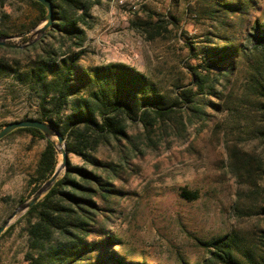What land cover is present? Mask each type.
I'll list each match as a JSON object with an SVG mask.
<instances>
[{
  "label": "trees",
  "instance_id": "1",
  "mask_svg": "<svg viewBox=\"0 0 264 264\" xmlns=\"http://www.w3.org/2000/svg\"><path fill=\"white\" fill-rule=\"evenodd\" d=\"M25 1L37 9L38 16L30 26L19 30L21 33L47 14L42 3ZM51 1L54 21L43 37L22 48L0 45V49L14 56L12 61L0 58V76L13 75L17 83L28 87L38 114L36 119L60 131L69 154L67 168L22 216L27 234L24 260L27 264H147L129 260L115 249H122L110 228L117 211L111 206L113 199L122 193L115 183L131 159L145 154L143 145L155 149L166 140L169 127L172 134L184 135L189 124L205 120V104L227 111L236 125L246 117L240 106L244 99L264 115V0H196L200 13L212 20L215 30L208 34L215 38L208 37L209 44L203 47L189 44L190 57L197 62L187 63L190 80L179 85L180 90L172 98L146 74L127 64L84 67L80 63L86 28L91 25L90 10L102 0ZM2 5L6 10L0 16V36H8L10 30L2 20L9 18L11 10ZM131 23L149 40L168 31L163 19H138ZM232 84L238 88L232 90ZM221 86L224 91L230 87L228 94L219 90ZM202 94L213 96L217 102L201 103L198 96ZM27 118L32 117L24 119ZM129 121L138 122L143 133L131 135ZM18 132L46 140L28 181L29 198L52 176L60 155L41 130L21 127L9 135ZM102 145H113L117 160L98 156ZM225 145L230 170L240 178L250 175L254 166L245 152L236 142L226 141ZM72 156L79 163H74ZM182 195L190 200L199 196L198 191L185 188ZM260 239L264 244V230ZM199 242L208 253L200 264H243L234 253L232 237ZM245 255L251 264H264V259L257 261L250 254Z\"/></svg>",
  "mask_w": 264,
  "mask_h": 264
},
{
  "label": "rangeland",
  "instance_id": "2",
  "mask_svg": "<svg viewBox=\"0 0 264 264\" xmlns=\"http://www.w3.org/2000/svg\"><path fill=\"white\" fill-rule=\"evenodd\" d=\"M124 2L122 6L118 0H102L91 8L80 63L84 67L127 64L172 98L180 90L177 87L190 80L187 63L197 62L190 57L189 44L203 47L209 44L208 37L215 38L208 34L215 30L212 20L200 13L196 0ZM3 3L11 10L9 18L2 20L9 36L23 34L19 30L38 16L37 9L25 0H0V16L6 10ZM131 4L138 6L133 12L128 9ZM138 19H163L168 31L149 40L132 25V20ZM42 20L11 42L27 43ZM0 58L12 61L14 56L0 49ZM231 88L238 87L232 84ZM229 89L219 88L224 94ZM198 98L201 103L217 102L208 94ZM33 103L28 87L17 83L13 75L0 76V127L25 117L36 119ZM240 106L246 117L236 125L227 111L205 104V120L189 124L184 135L172 134L169 127L165 141L155 149L143 145L145 154L131 159L121 172L115 184L122 193L113 199L111 206L117 211L110 228L121 242L122 249H115L125 258L147 264H200L208 256L200 240L230 236L235 242L234 253L243 264H251L247 253L263 261L264 115L245 99ZM128 132L135 136L143 129L138 122L129 121ZM53 140L57 142L56 137ZM226 141L236 142L251 160L254 169L250 175L240 178L230 170ZM45 146V139L26 132L0 140V226L22 203L21 198L28 199V181ZM97 155L107 161L118 158L113 145L100 146ZM72 161L79 163L74 156ZM184 188L198 191L199 196L192 200L184 197ZM22 216L16 217L7 227L12 226L9 232L0 238V264H27Z\"/></svg>",
  "mask_w": 264,
  "mask_h": 264
},
{
  "label": "water",
  "instance_id": "3",
  "mask_svg": "<svg viewBox=\"0 0 264 264\" xmlns=\"http://www.w3.org/2000/svg\"><path fill=\"white\" fill-rule=\"evenodd\" d=\"M36 1L42 3L46 7L47 14L43 18L41 22L42 24L32 30L34 37L31 38V40L25 44H17L11 42V40L15 38H20L26 35L27 33L18 34L16 36H0L1 46L22 48L33 43L35 40L45 35L47 28L54 21L53 3L51 0ZM21 127H34L41 130L44 133L45 137L51 142H53V144L55 145L58 153L61 155V160L58 163L52 176L48 180H46L26 201L20 203L12 212V214L2 223V225L0 226V236L16 217L27 212L41 198V196L45 194L54 185V183L57 181L62 172L67 168L69 161V154L67 152L65 138L54 125L43 122L39 119L27 118L8 123L5 127L0 130V140L9 135L15 129ZM54 137L57 138V142L53 140Z\"/></svg>",
  "mask_w": 264,
  "mask_h": 264
},
{
  "label": "built area",
  "instance_id": "4",
  "mask_svg": "<svg viewBox=\"0 0 264 264\" xmlns=\"http://www.w3.org/2000/svg\"><path fill=\"white\" fill-rule=\"evenodd\" d=\"M118 2L122 5V6H125V2L124 0H118ZM138 8V6L136 4H131L128 6V9H130V11H135L136 9Z\"/></svg>",
  "mask_w": 264,
  "mask_h": 264
}]
</instances>
